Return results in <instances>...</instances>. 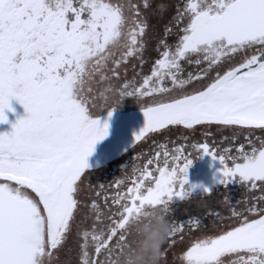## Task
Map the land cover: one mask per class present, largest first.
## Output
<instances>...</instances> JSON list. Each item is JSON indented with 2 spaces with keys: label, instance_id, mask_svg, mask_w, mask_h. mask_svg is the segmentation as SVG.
I'll return each instance as SVG.
<instances>
[{
  "label": "snow or ice",
  "instance_id": "1",
  "mask_svg": "<svg viewBox=\"0 0 264 264\" xmlns=\"http://www.w3.org/2000/svg\"><path fill=\"white\" fill-rule=\"evenodd\" d=\"M170 7L150 71L128 78L126 63H145L149 14L163 18ZM97 77L108 82L98 94ZM129 96L144 116L133 144L197 129L206 138L154 142L102 208L87 157L108 123L92 116H111ZM12 98L27 115L0 132V264H71L56 258L66 245L71 255L69 240L77 264H118L129 219L149 208L171 225L161 264L185 243V227L198 234L180 264H264V0H0V123ZM216 134L227 147L209 142ZM205 154L220 165L213 184L239 185L244 199L226 194V214L211 212V227L169 219L174 204L213 194L188 183L192 157Z\"/></svg>",
  "mask_w": 264,
  "mask_h": 264
},
{
  "label": "rangeland",
  "instance_id": "2",
  "mask_svg": "<svg viewBox=\"0 0 264 264\" xmlns=\"http://www.w3.org/2000/svg\"><path fill=\"white\" fill-rule=\"evenodd\" d=\"M172 13L170 14L172 15ZM95 83L96 81H94V84ZM9 103L11 105V108L15 105L17 106L15 107L16 109L12 108L13 111L5 109V113L8 117V122L0 123V132L10 131L11 123H14L18 117L27 115L23 108V105H21L16 99H10ZM117 113L114 112L113 114H111L113 115V117L110 116L112 117V119H108L109 117L105 118L107 119L108 123V134L103 139L95 143L94 150L87 157V162L89 165L87 171L90 173L89 182L97 186L103 185L104 188H106V185H108V183L110 184L112 182L111 180H114L115 182L118 179L117 173L119 170H121L118 169L120 166L122 167L129 160H136L139 151L143 150L144 152L143 146L147 143L150 146H153L154 142L158 141L156 136H159L149 135L147 139H143L142 141L133 144L134 133L138 132L139 129L142 128L144 121L136 116L121 118L118 117L119 115ZM92 118H96V116H92ZM100 121L103 122L102 119ZM138 148H140V150H138ZM114 173L115 176H111ZM114 191L119 190L117 187H115ZM101 194L102 192L100 193L99 203L100 206L104 208L105 204L102 202L103 200H101ZM222 200L223 198H221L220 196L217 197L215 195L205 196L203 198L197 197L190 203H181V206H188V209H184V212L179 209L180 207H178L174 209L173 213L177 216H180V221L185 222H187L189 217H199V219L202 221V227H211L213 219L210 215L211 212L216 211L226 214L224 213L222 205L220 204V201ZM191 209L193 210L191 211ZM88 223H91V221L89 220ZM194 230L195 229H189L185 227V240H187L189 236L193 238L195 237V234H193ZM69 241L73 242L72 240ZM184 249V243H177L174 248L168 249L167 251H172L177 254V257H179L180 252ZM170 255L171 254H168V252H166V264H170ZM57 257L58 255H56V258ZM68 257L69 256H66L64 259H70L72 261V259L74 258L73 256H71V258ZM225 259H227V257H225Z\"/></svg>",
  "mask_w": 264,
  "mask_h": 264
},
{
  "label": "flooded vegetation",
  "instance_id": "3",
  "mask_svg": "<svg viewBox=\"0 0 264 264\" xmlns=\"http://www.w3.org/2000/svg\"><path fill=\"white\" fill-rule=\"evenodd\" d=\"M159 2H165V3H168V4L174 6L178 2V0H153L154 5L156 3H159ZM170 13L174 14V7H170L164 13L163 18H160L159 16H156V15H152L151 13L149 14V28L147 29L146 35L144 37L145 42H146V49L144 51L145 63L143 64V66H141L139 64V61H132L130 63H126L125 68L127 69L126 75L128 78H131L134 75V72L138 73V72L142 71L144 73H148L150 71V67H151L153 60L158 57V52L156 50V46H157L158 40L160 38H163V25L167 21L168 17L171 15ZM167 39L169 42H172L175 39V37L169 36V37H167ZM133 63H135V65H136L135 69L132 66ZM120 75L122 78L125 75V72L123 69L121 70ZM120 82H122V80ZM107 112H108L107 109H100L97 113H94L93 116H96V118L98 116L100 120L102 119V121L108 117H109L108 119H112L113 115H111L112 117H110V116H108ZM114 112H116V113L118 112L117 113L119 115L118 117H121V118L129 117V116H136V117L141 118L142 121H144L143 111H142L140 105L137 103L135 98L130 97V96L124 97L120 101L119 105L116 106L115 109L112 111V114ZM229 134L230 133L227 131H225L223 133L224 136H227ZM157 135H159V136H156V138L158 140V141H156V143H160V142L168 143L170 148L173 147V144L169 143V141H174V142L179 143V144H187V143H191L192 141H203L206 138L202 134V131L200 129H197V131L194 134L174 131L172 134H169L168 140L164 139L163 134H157ZM182 135H188L190 137V139L185 141V140L181 139ZM257 135H259V133H257ZM208 139H209V142L215 140L219 147H227V144L222 142V138L219 134H216V135H214ZM241 139H243V137H241ZM156 143H154L153 146L152 145L150 146L148 143L145 144L143 146L144 152H143V150L141 151L140 148H138V150H140L139 154H137V157H139V159L136 158V160H129L122 167L120 166L118 169H121V170H119L117 173L118 179H122L124 177L125 172L130 173L134 164L143 165L145 160L149 156H151L154 153V151L156 150ZM233 151H234V149H233ZM192 160H193V162L188 169V183L190 185H198L197 179H198L199 175L201 174L202 169L205 168V165H206L205 163L207 161H209V163H210V165L208 166V168H209L210 166L213 165V164L211 165V162H213V161L206 154L203 156H195L194 155L192 157ZM111 176H115V173ZM111 181H110L111 182L110 184L108 183V185H106V188H104L105 191L102 192V194H101L102 195L101 200H103L102 202L104 203V196H105V193H107V195L109 196V201H108L109 205H111L110 196L114 192L115 187H117L115 185L114 180H111ZM212 189L214 192L211 196L215 195L217 197L220 196L221 198H224V196L227 194L229 196V198L232 200V202H235L237 200H242V199H244V197L246 195L244 190L242 188H240L239 185H235V184H230L228 186L216 184L212 187ZM255 194L260 195V193H258V192ZM197 197H200V196H194L190 200L181 201L177 204H174L173 209L180 207L179 209L184 212L186 209H188V206H181V203H190L191 201H193ZM192 210L193 209H191V211ZM173 212L170 215L174 216ZM194 231H196V229ZM184 234H185V231H184ZM69 245H73V249H74V251L71 253V255L69 256L67 251H65V249L68 247V245H66L65 249H62L59 253L56 254V255H58L57 259L60 261H64V260H66V259H64L66 256H69L70 258H71V256H73L74 258L72 259L71 264H77V257L75 255V248H74L73 242L69 241Z\"/></svg>",
  "mask_w": 264,
  "mask_h": 264
},
{
  "label": "clouds",
  "instance_id": "4",
  "mask_svg": "<svg viewBox=\"0 0 264 264\" xmlns=\"http://www.w3.org/2000/svg\"><path fill=\"white\" fill-rule=\"evenodd\" d=\"M171 225L160 208H149L133 216L126 225L129 233L127 246L121 252L118 264H161V247Z\"/></svg>",
  "mask_w": 264,
  "mask_h": 264
},
{
  "label": "water",
  "instance_id": "5",
  "mask_svg": "<svg viewBox=\"0 0 264 264\" xmlns=\"http://www.w3.org/2000/svg\"><path fill=\"white\" fill-rule=\"evenodd\" d=\"M205 164H206L205 168L202 169L201 174L199 175V177L197 179V183H198V185L203 184V185L213 187L214 186V184H213L214 178H215V176L219 175V173L217 172V169L220 167L219 162L218 161L211 162V165L213 164L212 165L213 167L210 166L209 168H208V166L210 165L209 161H207ZM214 174H215V176H214Z\"/></svg>",
  "mask_w": 264,
  "mask_h": 264
},
{
  "label": "trees",
  "instance_id": "6",
  "mask_svg": "<svg viewBox=\"0 0 264 264\" xmlns=\"http://www.w3.org/2000/svg\"><path fill=\"white\" fill-rule=\"evenodd\" d=\"M107 85H108V82L107 81H100L99 78L97 77L96 83L95 84L93 83L92 87L95 88V90H96V92L98 94L100 91H102L104 88H106ZM16 106L17 105H15L12 108L13 109H16L15 108ZM169 219H172V220H175V221L179 222L180 221V216L179 215L177 216L176 214H174V216L170 215L169 216ZM193 232H194L193 234H195V235L198 234L197 230L196 231H193ZM186 243H187V240H185V243L184 244L186 245ZM167 252H168V254H171L170 255V264H180V261H179V259L177 257V254H175L172 251H167Z\"/></svg>",
  "mask_w": 264,
  "mask_h": 264
}]
</instances>
